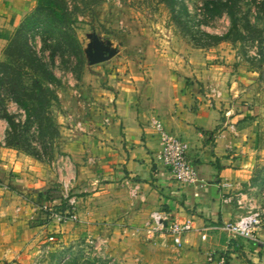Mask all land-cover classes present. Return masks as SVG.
Segmentation results:
<instances>
[{
    "label": "crops",
    "instance_id": "obj_1",
    "mask_svg": "<svg viewBox=\"0 0 264 264\" xmlns=\"http://www.w3.org/2000/svg\"><path fill=\"white\" fill-rule=\"evenodd\" d=\"M35 5L0 0V60ZM169 58L162 53L155 63L132 69V80L93 85L94 97L74 113L65 92L59 93L72 113L63 119L69 125L61 141L65 154L53 161L6 145L8 123L0 117V264H38L46 242L51 253L43 264H55L73 242L98 235L106 236L119 264H215L207 260L210 253L227 255L230 264H264V225L256 230L257 242L229 240L218 228L244 214L236 199L244 197L251 176L249 112L236 107V91L225 87L222 69L192 57V64ZM3 108L8 114L18 110L12 101ZM153 117L188 143L197 182L177 181L162 164ZM48 194L71 199L78 219L45 224L38 206ZM155 211L190 221L180 244L166 230L152 229Z\"/></svg>",
    "mask_w": 264,
    "mask_h": 264
},
{
    "label": "rangeland",
    "instance_id": "obj_2",
    "mask_svg": "<svg viewBox=\"0 0 264 264\" xmlns=\"http://www.w3.org/2000/svg\"><path fill=\"white\" fill-rule=\"evenodd\" d=\"M183 1L190 13L188 19L185 16L182 18L188 23V34L174 23L169 9L156 0H96L95 4L78 13V21L74 23L73 32L81 54L78 56L69 51L58 53L55 63L51 64L60 80L56 92L58 95L65 92V100L68 105L71 104V109L74 106V113L78 111L80 102H88L89 98L94 97L93 85L105 88L110 78L132 80V69L155 63L156 56L162 53H168L173 62L181 56L184 62L187 58L186 62L192 64L189 61L192 57L208 68L219 67L227 77L223 80L226 82L225 87L229 90L234 87L236 91V107L239 109L244 106L250 115L247 126L251 133L253 161L249 183L241 190L244 193L242 208L244 213L250 209L259 211L264 225V0H236L234 27L226 12L207 18L201 10L205 0ZM201 31L222 38L214 42ZM31 42L49 61V50L41 51L43 43L39 35H34ZM98 46L104 53L102 60H96ZM63 105V99L61 101L59 98V103L53 104L48 113L56 125L57 133L54 136H42L35 125L29 129L24 127L25 113L18 105V110L10 114L14 116L23 137L31 141V148L40 155L41 159L38 160L49 162L65 154L61 141L65 139L64 131L69 125L63 119L72 112ZM2 111L3 107H0V114ZM43 219L48 224L45 215ZM89 237L106 240L101 244L98 256L86 255L78 241H75L62 250L54 263L119 264L109 254L106 236L85 238ZM54 240L55 237L49 242ZM51 245L46 242L40 248L41 264L50 255ZM53 260L55 258L51 257L49 261L52 263Z\"/></svg>",
    "mask_w": 264,
    "mask_h": 264
},
{
    "label": "trees",
    "instance_id": "obj_3",
    "mask_svg": "<svg viewBox=\"0 0 264 264\" xmlns=\"http://www.w3.org/2000/svg\"><path fill=\"white\" fill-rule=\"evenodd\" d=\"M156 1L169 9L174 23L188 34V23L182 19L183 16L187 19L190 17L186 2ZM95 3L96 0H36L34 9L24 16L4 47L5 59L0 60V107H4L5 101L15 102L25 113L23 126L27 129L35 125L42 136H54L57 133L56 125L48 113L53 104L59 103L55 88L60 85V80L54 74L51 64L55 63L58 53L69 51L78 56L81 54L79 42L73 32L74 23L78 21V13ZM236 8V0H205L201 6L207 18H214L226 12L233 27L236 26ZM201 32L214 42L222 38ZM34 35H39L43 43L41 51L49 50V61L35 49L31 42ZM2 112L0 117L8 123L5 144L41 159L37 151L31 148V141L24 138L23 133L19 131L14 116L8 114L4 108ZM43 200L57 209L66 207L62 196L48 194Z\"/></svg>",
    "mask_w": 264,
    "mask_h": 264
},
{
    "label": "built area",
    "instance_id": "obj_4",
    "mask_svg": "<svg viewBox=\"0 0 264 264\" xmlns=\"http://www.w3.org/2000/svg\"><path fill=\"white\" fill-rule=\"evenodd\" d=\"M150 124L154 128L159 137L161 149L158 153V157L162 164L169 169L174 178L182 183H195L197 182V173L193 165V161L188 155L189 145L182 138L167 131L158 118H151ZM66 207L64 209H57L52 207L48 202H44L40 205V211L46 216L48 223H56L61 225L65 221H76L77 215L74 208L73 201L71 199L66 200ZM243 198L239 197L236 202L242 206ZM149 224L152 225V229L155 231L166 230L173 237L175 244L181 243V238L191 229L190 221L178 222L175 219L164 217L161 213L152 212L150 214ZM263 224L262 215L257 210L250 209L247 213H244L236 220L227 221L221 224L218 228L229 235V240H235L238 238L253 240L257 242L256 230ZM202 239L206 237V234L201 235ZM49 240H53L51 235ZM106 240L98 238H85L79 241V246L86 255H95L101 250V244H104ZM209 262L215 264H230V259L225 254L215 255L210 253L207 256ZM66 261L63 259V262ZM38 264H41L40 262Z\"/></svg>",
    "mask_w": 264,
    "mask_h": 264
},
{
    "label": "water",
    "instance_id": "obj_5",
    "mask_svg": "<svg viewBox=\"0 0 264 264\" xmlns=\"http://www.w3.org/2000/svg\"><path fill=\"white\" fill-rule=\"evenodd\" d=\"M104 58V53L101 49V47H97L96 49V60H102Z\"/></svg>",
    "mask_w": 264,
    "mask_h": 264
}]
</instances>
